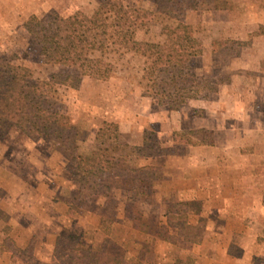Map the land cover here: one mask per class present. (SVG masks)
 Wrapping results in <instances>:
<instances>
[{
  "label": "rangeland",
  "instance_id": "obj_1",
  "mask_svg": "<svg viewBox=\"0 0 264 264\" xmlns=\"http://www.w3.org/2000/svg\"><path fill=\"white\" fill-rule=\"evenodd\" d=\"M106 3L135 13L133 39L121 43L94 28L92 55L112 69L97 78L84 75L77 86L54 84L50 92L51 106L78 128V148L65 151L54 136L30 135L15 109L0 112V264H55L56 240L70 235L80 238L92 264L122 253L140 264H264V206L257 208L256 203V183L261 180V188L264 184V0H175L170 14L160 12L151 0H0V83L13 66L28 68L41 81L73 72L46 62L35 36L40 28L27 21L35 17L49 26L75 14L91 16ZM181 22L189 28L178 27ZM170 96L179 99L178 107H172ZM244 112L247 129L255 122L260 126L255 134L246 130L241 136L237 117ZM106 122L118 124L122 141L132 146L145 143L165 150L164 155H139L131 162L163 170L150 201L138 203L143 217L135 221L126 217L125 209L135 198L137 179L107 173L90 200L79 198L86 169L80 156L95 147ZM203 129L213 132L223 150L217 165L210 162L220 170V186L224 176L244 171L246 187L252 190L245 205H239L244 206L238 215L242 224L227 233L234 239L230 252L238 256L235 260L194 255L200 248L192 239L212 231L208 224L220 221V214L209 211L197 218L194 228L184 227L191 239L168 224V206L180 202L174 190L181 184H174L173 177L187 174L191 163L189 145L175 146L174 135ZM204 187L208 202L195 200L201 208L210 206L213 196L219 206L231 197L215 196L213 180ZM223 216L235 219L236 214ZM250 238L256 242H248ZM5 243L19 251L6 250ZM241 255L252 257L239 259Z\"/></svg>",
  "mask_w": 264,
  "mask_h": 264
},
{
  "label": "trees",
  "instance_id": "obj_2",
  "mask_svg": "<svg viewBox=\"0 0 264 264\" xmlns=\"http://www.w3.org/2000/svg\"><path fill=\"white\" fill-rule=\"evenodd\" d=\"M160 12L171 13L174 10L175 0H151ZM137 17L134 12L127 9H118L114 3L103 4L91 16L75 14L52 22L46 26L38 22L35 17L27 21V25L40 28L38 51L49 64H60L72 68L73 72L53 74L48 81L34 80L30 70L22 66H13L4 71L3 81L0 83V112L6 109H15L19 117L27 122V129L32 136H54L61 148L65 151L78 148L79 130L61 112L55 110L50 102L52 85L64 84L77 86L82 76L93 78L109 72L112 65L102 58L93 56L94 44L90 33L94 28L103 34L118 38L121 43L133 39L137 27ZM178 27L188 29L182 22ZM173 83L174 81L171 80ZM171 83V84H172ZM171 91V90H170ZM173 91V90H172ZM178 98L170 96L172 107H178ZM11 113V112H10ZM12 114H15L12 111ZM201 134L202 138L193 135ZM192 136L193 138H189ZM213 132L210 130L189 131L181 134L175 133L174 145H201L213 143ZM157 145L143 144L132 146L122 141L118 124L106 122L99 129L95 147L88 153L80 156L86 165L85 173L80 181L79 198L82 201L90 200L99 188V181L104 174L114 177H129L139 181L135 198L127 204L125 215L135 221L141 219L143 213L138 207L140 202H148L152 197V187L157 180L163 177L160 165L140 164L134 166L131 162L141 155L144 158L164 155ZM264 202V199H263ZM196 202H175L168 206V224L177 228L180 233L188 222L189 214L194 210ZM176 217L182 220L183 226ZM146 226V225H145ZM134 227H137L134 224ZM185 227V228H184ZM6 250L16 253L7 243ZM55 264H92L90 252L83 247L77 235L59 237L55 245ZM105 257V256H104ZM48 264V263H44ZM99 264H140L126 254L116 256L114 260L102 259ZM177 264H184L181 260Z\"/></svg>",
  "mask_w": 264,
  "mask_h": 264
},
{
  "label": "crops",
  "instance_id": "obj_3",
  "mask_svg": "<svg viewBox=\"0 0 264 264\" xmlns=\"http://www.w3.org/2000/svg\"><path fill=\"white\" fill-rule=\"evenodd\" d=\"M264 49V48H262ZM261 79V78H260ZM248 113V111H247ZM247 113L244 112L242 117L239 116L238 121L240 124L238 125L242 131L241 136L245 135L244 131H252L250 133L255 134L256 128H260V126L256 125L255 123L251 124L252 126L250 129H247L245 125H248L250 123H245L244 120L246 119ZM201 127H205L206 129H212L214 131V127L209 125H202ZM262 131V130H261ZM241 136H238V139H240ZM244 138V137H242ZM215 139V138H214ZM231 139V137H230ZM239 141V140H238ZM216 143V144H215ZM227 145V143L225 144ZM231 145V144H230ZM241 146L242 144H238V146ZM244 146V145H242ZM222 149L220 150V146H218L217 142H214L212 144H199V145H189L188 146V154L191 155L189 159L191 160V163H189L188 167L190 168L189 171H187V174H179L175 175L173 177L174 184L178 180L180 181L181 187L175 188L174 192L179 191V198L178 201L182 202H196L203 200L206 201L204 198L207 197L204 183H206L207 180H213L217 184V188L215 189L214 195L217 194L222 195V193L229 194L231 197H226L223 200L226 201L227 204L225 206H219L214 205L216 201L213 200V197L211 198L210 202L211 205L204 207L198 204L199 208L192 210V212L189 214L188 222L186 224V227L189 229L194 228L196 225L197 218L199 216L207 215V213L213 212L220 214V221H211L210 224H208V227L212 228V231H209L204 237H200L199 240L192 239L194 242H198L199 250H195L194 253L196 258L199 259H206V260H213V258L217 259H225V260H235L238 259L237 255H234L232 252H230V246L232 242L234 241L233 238H231L227 233L229 232V227L233 226H240L242 223L240 222L243 217H239L238 215L241 214L242 209L240 208L242 205L246 203V194H252L251 188L246 187V178L248 176L244 173V171H241L236 176H230L231 178H223V183L225 188L222 186L221 182L219 181V173L220 171L218 167L211 168V163L213 165H217V162H219L221 156H222ZM227 154L229 151L226 152ZM240 157L242 156L241 152L238 153ZM182 157V156H181ZM220 157V158H219ZM211 162V163H210ZM220 168V167H219ZM195 169V171L193 170ZM212 174L210 176L209 174ZM256 183V190L258 192L257 194V208L264 206V184L261 188L260 181ZM222 187L224 188V191L222 192ZM178 189V190H177ZM260 190V193H259ZM260 194V195H259ZM260 199V201H259ZM197 200V201H195ZM263 203V205H262ZM249 207L253 208V204H251ZM252 211V210H250ZM221 214H228V215H235V219H231L227 216H223L221 218ZM217 227V228H215ZM213 228H215V232L213 231ZM221 229V231H216L218 229ZM191 234L185 233L182 234L183 237H189L188 239H191ZM193 238V237H192ZM240 241V240H239ZM191 243V241H189ZM248 242H256L252 238L248 240ZM204 249V251H203ZM211 252V253H210ZM214 252V253H212ZM252 257V256H250ZM249 255L239 256L240 258H250ZM183 260V258H182Z\"/></svg>",
  "mask_w": 264,
  "mask_h": 264
}]
</instances>
